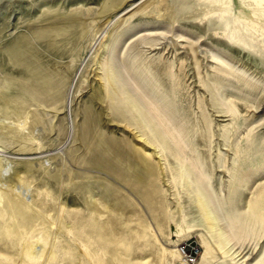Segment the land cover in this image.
Segmentation results:
<instances>
[{"label":"rangeland","instance_id":"374dc122","mask_svg":"<svg viewBox=\"0 0 264 264\" xmlns=\"http://www.w3.org/2000/svg\"><path fill=\"white\" fill-rule=\"evenodd\" d=\"M117 1L0 0V264H264V6Z\"/></svg>","mask_w":264,"mask_h":264},{"label":"bare ground","instance_id":"6f19581e","mask_svg":"<svg viewBox=\"0 0 264 264\" xmlns=\"http://www.w3.org/2000/svg\"><path fill=\"white\" fill-rule=\"evenodd\" d=\"M119 1V0H118ZM117 1V2H118ZM122 2V1H121ZM120 2V3H121ZM251 2H253L254 4L256 3V4H258V5H260L259 3H262V5L264 6V0H251ZM114 3H116V0H115V2ZM114 3H113V5H114ZM119 3V2H118ZM117 4V3H116ZM115 4V5H116ZM121 5V4H120ZM74 20H70V24L67 26V27H65V28H60V30H59V32H61V31H63V32H66V33H68L69 31H73L74 29H75V26H74V22H73ZM59 34V33H58ZM58 34H56V36L58 35ZM228 38H230L229 40L232 42V41H234V37L233 36H231V37H228ZM21 42L22 41H17V42H15L14 44H11V46L9 47V48H7V50L9 51L10 50V54H12L14 57H19V58H23V55H22V50L21 49H25L23 46H21L22 44H21ZM26 45H27V47L29 46L30 47V45H29V43L27 42L26 43ZM26 47V48H27ZM28 50H29V48H27ZM31 49V48H30ZM114 65V64H113ZM113 65H111L110 66V68H109V73H110V80H109V82L110 81H112L113 82V84H116V85H118L120 82H121V78H123L122 77V72H121V70L120 69H118V68H116L115 67V65L113 66ZM47 77H49L50 78V76L49 75H45V78H47ZM140 80V79H139ZM145 80V79H144ZM142 83V82H141ZM110 84V83H109ZM143 84V83H142ZM148 84V83H147ZM145 86V85H144ZM154 88H155V86H154ZM69 93V92H68ZM139 98V97H138ZM161 98H163V97H161ZM129 105V104H128ZM70 106V105H69ZM162 110L164 111V117L166 116V114L168 113V110L166 109V107H162ZM146 117V119L147 120H152V118H153V116H152V114L150 113H146V115H145ZM151 116V117H150ZM147 127H148V133L150 134V135H153L152 133H153V131H155V130H153V129H155L156 127L155 126H153L151 123H149L148 125H147ZM148 138V140L152 143V144H154L153 142H152V140L149 138V137H147ZM145 142V141H144ZM147 145H152V144H150V143H147V142H145ZM174 149H172V151H173ZM3 157V156H2ZM5 159V158H4ZM6 159H7V157H6ZM1 163H0V168H1ZM8 166V165H7ZM5 169V168H4ZM2 172V171H1ZM232 184V183H231ZM234 187V186H233ZM232 187V188H233ZM230 188V185H229V187H228V189ZM232 188H230V189H232ZM234 189V188H233ZM233 191V190H232ZM235 191V190H234ZM228 194V193H227ZM231 194V193H230ZM229 194V197L231 196ZM201 195H204L202 192H201ZM205 196V195H204ZM228 196V195H227ZM207 197V196H206ZM232 197V196H231ZM229 199V198H228ZM217 205V204H216ZM202 206L203 207H201L202 208V211H203V213H206V214H208V215H210V214H212L213 216L215 215V213L214 212H216V207L211 203H209V200L204 204V203H202ZM218 206V205H217ZM213 216H211V219H209L210 220V223H211V221H213V219H215V218H213ZM215 221H216V219H215ZM178 253L180 254V251L178 250Z\"/></svg>","mask_w":264,"mask_h":264},{"label":"built area","instance_id":"2783aa9c","mask_svg":"<svg viewBox=\"0 0 264 264\" xmlns=\"http://www.w3.org/2000/svg\"><path fill=\"white\" fill-rule=\"evenodd\" d=\"M179 251H180V253L182 254V256H183L184 258H188V257H190L189 255H186V254H185V252H184V248H183V247H180V248H179Z\"/></svg>","mask_w":264,"mask_h":264}]
</instances>
